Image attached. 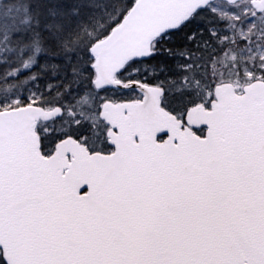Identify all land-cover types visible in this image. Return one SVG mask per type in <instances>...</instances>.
<instances>
[{"label":"snow or ice","instance_id":"6c2138e0","mask_svg":"<svg viewBox=\"0 0 264 264\" xmlns=\"http://www.w3.org/2000/svg\"><path fill=\"white\" fill-rule=\"evenodd\" d=\"M0 264H264V0H0Z\"/></svg>","mask_w":264,"mask_h":264}]
</instances>
